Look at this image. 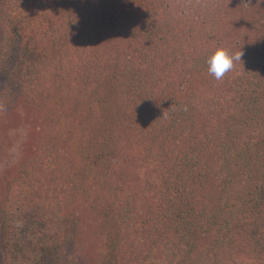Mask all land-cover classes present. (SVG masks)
<instances>
[{
  "label": "trees",
  "instance_id": "16d2710c",
  "mask_svg": "<svg viewBox=\"0 0 264 264\" xmlns=\"http://www.w3.org/2000/svg\"><path fill=\"white\" fill-rule=\"evenodd\" d=\"M87 1L91 14L95 0ZM97 1L105 12L104 17L101 10L97 26L85 29L79 21L75 30L79 24L75 13L65 23L68 30L60 34L55 30L50 36L53 50L38 59L42 51L33 48L30 58L19 60L22 80L33 74L30 87L36 91L45 79L49 82L51 72L60 76L43 86L47 91L41 98L34 97L36 107L48 108L46 103L53 100L60 110L57 102L72 97L75 101H68L72 104L69 112L49 110L46 132L34 157L6 184L0 221L7 264H38L47 248L72 235L75 218L69 206L77 192L70 181L76 176L89 184L98 181L105 193L103 205L92 202L101 218L112 224L101 244L99 264H132L129 245L142 244L138 236L150 243L137 264H232L229 247L241 246L247 230L256 223L252 214L264 221V206L260 205L264 200V0L247 4L246 0H219L220 6L212 11L206 10L204 0ZM18 2H11L16 10L8 16L14 31L22 35L25 26L20 20L27 15ZM168 8L175 13L171 15ZM231 14L232 26L241 27L248 21L249 41L241 43L228 34L224 17ZM188 22L198 26L196 33L187 32ZM173 28L182 29L185 43L196 41V57L191 56V49L180 52L166 46ZM218 47L244 53L219 81L209 73L208 64ZM116 92L121 93L116 97L121 99V111L125 110L122 117L119 112L112 117L107 112L104 122L95 123L94 133L85 130L87 120L74 125L72 115L79 118L87 103L97 114L105 107L98 98L105 94L110 101ZM56 114L61 117L54 119ZM59 125L60 136L50 137ZM77 129L82 134H75ZM71 138L79 142L75 149L71 146L58 154L61 147L52 139H62L64 146ZM98 140L125 153L130 152L131 141L142 156L138 164L147 170L143 182L133 175L119 176L132 188L127 201H133V214L121 213L115 224L118 205L121 210L125 206L121 199L126 189L114 187L110 168L98 176V163L88 149L91 141ZM147 140V149L159 147L155 161L142 154ZM85 141L90 142L88 150H83ZM150 169H159V174ZM85 189L78 187L91 198ZM137 210L145 214V220H137ZM125 232L134 239L123 236ZM234 262L257 264L238 257Z\"/></svg>",
  "mask_w": 264,
  "mask_h": 264
},
{
  "label": "rangeland",
  "instance_id": "374dc122",
  "mask_svg": "<svg viewBox=\"0 0 264 264\" xmlns=\"http://www.w3.org/2000/svg\"><path fill=\"white\" fill-rule=\"evenodd\" d=\"M218 1L219 0L214 2L204 0L206 10H217V7L220 6L217 3ZM11 2H13V0H0V212L4 202L8 180L13 178L19 167L26 160L34 157L41 140H43L41 139V136L45 135L46 132L44 130V124L46 122L45 118L48 120L50 118L48 116L51 115L48 114L49 110L59 109L55 107L53 100L46 103L48 108H38L36 107L38 106V103L34 102L33 99L34 97L41 98V95L47 91V87H45L46 89L44 90L43 86L47 83L50 84V80L52 81L60 76H57L58 74L56 72H51L49 76L50 80H48L49 82H46L47 79H45L44 82L39 84L40 89L36 91L30 87L32 84L34 85V83H30V81H32L30 76H33V74H27V71L25 70V74H27L29 78L25 77L27 82L22 80L23 73L18 68L20 58H22V56H25V59H28V57L30 58V55L33 54L31 53L33 52V48L35 51L40 50V52H44H41L38 59L53 50L54 47L52 46L55 44L52 43L53 41L50 36L56 34L54 32L55 30H59L57 34H60L61 30H68L65 23L71 20L72 16H75V13L77 14V22L79 23L78 25H74L75 30L79 28L80 22L86 29L88 26H97L101 20H98L99 14H101V10L103 11L104 9L100 7V3L97 0H95V9L91 14L88 10L87 0H19L18 4L24 8L22 14L27 15V17L25 16V18L20 20V23L26 28V30L22 28L23 34L20 35L14 31L13 23L8 16L9 11L16 10L14 4L10 6ZM102 2L104 3L105 0H102ZM248 2L249 0H246L245 4ZM28 9L32 13L33 18H31ZM105 11L107 10L105 9ZM110 11L111 10L108 9L107 12L109 13ZM169 11H171V15L175 13L171 8H168V12ZM12 13L13 12H11V14ZM103 13V16L105 17V12L103 11ZM92 14H94V16ZM232 14L228 16L229 19L228 17H224V19L228 20V34L230 35L231 33L237 41L242 40L241 43L243 41H249L250 38L247 36V33L251 28L247 27H249L250 24L248 21H245L241 27L232 26L231 24L234 20ZM192 15L197 16L196 12H193ZM82 20H87L89 23H85ZM171 24L174 23L171 22ZM184 27L188 33L193 30H195L196 33V28L198 26L193 22H188ZM10 33H14V35L11 37ZM172 34L173 35H170V40L167 42L166 46L173 51L180 52H185V50L191 49V56L196 57V47L194 45L196 41L195 43H191V45L190 43H185V39L181 37L182 29L173 28ZM166 37L167 36H162V38ZM200 42L201 41L197 39V44L199 46H201ZM180 43L182 45H180ZM181 47H184V49H180ZM3 55L5 60L3 59ZM34 55L36 56V52ZM128 65L132 66L133 64L132 62H129ZM31 72L33 71L31 70ZM27 90L28 92H34L30 93L31 95L28 94V96L26 94L28 93ZM99 91L101 90L99 89ZM119 91L121 93L126 92L125 89ZM120 92H116L113 99L110 101L104 97L105 94L98 98L100 102L104 103L105 107L102 111H97V114L92 113L93 111L87 103V107L82 110L79 118L72 115V122L74 121V125L77 124L78 126L79 121L87 120L85 130L94 133L96 132L95 123H98L97 121H100L101 123L104 122V120L107 119V112L111 113V115H109L111 117L119 112L120 117H122L125 110L121 111V99L116 97V95L118 96L121 94ZM68 101L74 104L75 99L72 97L69 100L64 99L61 100V102H57L64 112H69L71 108L72 104L68 103ZM61 109L58 111L63 112ZM59 117H61L60 114L53 115L54 119ZM60 127L61 126L59 125L55 130L56 132L51 133L50 137L51 135L54 137H58V135L60 136L62 132ZM79 128L83 129L82 127ZM76 131L78 133L75 134H82V131L79 129ZM62 136L64 137V132L62 133ZM75 137L78 139V135H75ZM76 138L67 140L66 145L64 146L61 145L62 139H52V142L56 143L58 141L56 147H61L57 148L59 154V152H62L64 149H68L71 146L72 150H74L75 146L79 143L76 141ZM91 142L90 145L89 141H85L83 143V150H92L93 160L98 163L99 166L97 168L99 171L98 176L105 172L107 168H110V171L114 172L112 175V178L113 176L115 177L114 187L118 186L119 188L126 189V192L121 199L125 206L121 210L120 205H118L117 209L120 213L117 214L115 218V224L116 221L120 219L119 216L121 213L129 212V214H133V201L130 203L131 205L127 201V195L131 193L132 188L129 185H125V183L121 181L122 179L119 180V176L126 178L128 175H133V179L139 180L138 182H143L147 170L145 171L144 167L138 164V159L142 158V156H140L141 154L139 153L137 146L131 141L128 146V149L130 150L128 153L124 152L125 149L116 150L114 145L110 142L102 144L98 140L101 146H99V143L96 141ZM147 142L148 140L145 142V145H143L145 150L142 154L147 155L149 160L155 161L157 157L155 151H157L159 147L153 145V148L147 149ZM87 146H89L88 149H86ZM131 148H134L135 150L133 152H136L138 155L132 153ZM109 164L112 166L108 167ZM161 164H163V161H161ZM149 171L153 174H159V169H150ZM121 174L124 175L121 176ZM94 177H96V175ZM98 185V181L96 184L85 183L79 176H76L74 180L70 181V187H73V190L77 192V197L69 206V210L75 218L73 229L71 231L72 235L67 236L65 242L57 243V246L47 248L45 255L38 264H99L98 255L101 249V244L103 243V240L107 239V232L110 230L109 228L112 224L110 221L108 222L101 218L100 214L95 209L96 207L93 205L95 203L98 207L103 205L101 201L103 200V194L105 193L101 191ZM78 187L86 188L84 193L88 191L91 198H88L81 193V190H78ZM117 190L119 189L117 188ZM119 191L122 192V190ZM260 205L264 206V200L260 201ZM139 213L140 211L137 210V220H145V214L143 213L142 215H139ZM252 217L256 223H252L251 229L247 230L246 237L241 241V246L229 247L230 251L229 254L227 253V256H230L229 258H231V262H233L232 264H240V262H234V257H238L240 260H251V262L256 261L257 264H264V221H262L260 215L255 212L252 214ZM133 228L134 227L131 226L130 230H133ZM3 233L4 231L1 228L0 221V264H7L1 246ZM209 235L210 234H207L206 236ZM123 236L130 240L134 239L129 232H125ZM138 241L142 242V244L136 245L131 243L129 245V256L132 257V264H137L139 259L144 258L145 252L148 250V245L150 243L144 236H138ZM245 248L246 250L244 252H239Z\"/></svg>",
  "mask_w": 264,
  "mask_h": 264
},
{
  "label": "clouds",
  "instance_id": "9594fccd",
  "mask_svg": "<svg viewBox=\"0 0 264 264\" xmlns=\"http://www.w3.org/2000/svg\"><path fill=\"white\" fill-rule=\"evenodd\" d=\"M243 55V51L232 53L225 47L216 48L208 59L209 73L212 74L216 80H222L225 74L234 69L236 62L242 60Z\"/></svg>",
  "mask_w": 264,
  "mask_h": 264
}]
</instances>
